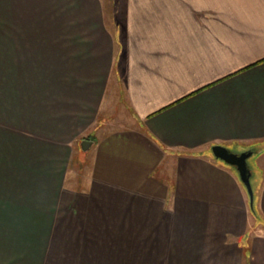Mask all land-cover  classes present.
Here are the masks:
<instances>
[{
	"label": "crops",
	"instance_id": "1",
	"mask_svg": "<svg viewBox=\"0 0 264 264\" xmlns=\"http://www.w3.org/2000/svg\"><path fill=\"white\" fill-rule=\"evenodd\" d=\"M261 143L264 0H0V264H264Z\"/></svg>",
	"mask_w": 264,
	"mask_h": 264
},
{
	"label": "water",
	"instance_id": "2",
	"mask_svg": "<svg viewBox=\"0 0 264 264\" xmlns=\"http://www.w3.org/2000/svg\"><path fill=\"white\" fill-rule=\"evenodd\" d=\"M92 144L93 142L91 140L84 139L81 142V148L82 150L87 151ZM212 152L216 158L237 169L242 182L249 192L251 206L254 207L255 192L251 182L252 170L248 159L254 155L255 151L253 149H246L238 152L226 145L216 144L212 146Z\"/></svg>",
	"mask_w": 264,
	"mask_h": 264
},
{
	"label": "rangeland",
	"instance_id": "3",
	"mask_svg": "<svg viewBox=\"0 0 264 264\" xmlns=\"http://www.w3.org/2000/svg\"><path fill=\"white\" fill-rule=\"evenodd\" d=\"M53 12H55V11H53ZM56 15H57V16L59 15L58 17H60V14H59L58 12H56V13L54 14L55 17H56ZM56 20H57V18H56ZM262 146H264V144H263ZM248 149H250V148H248ZM236 151H240V152H241V151H243V150L240 149V148H238ZM256 151H257V150H256ZM258 151H262V148H259V147H258ZM255 158H256V157H255L254 155L251 156V157L248 159V162H249L250 164H253V165H254V163H255ZM78 162H79V161H78ZM78 162H75V163H74V166H75V170H76V171H79L80 169L83 168V167L81 168L80 163L78 164Z\"/></svg>",
	"mask_w": 264,
	"mask_h": 264
},
{
	"label": "trees",
	"instance_id": "4",
	"mask_svg": "<svg viewBox=\"0 0 264 264\" xmlns=\"http://www.w3.org/2000/svg\"><path fill=\"white\" fill-rule=\"evenodd\" d=\"M263 144L261 143V144H256V145H254L253 147H252V149L254 150V151H256V152H258V147L259 148H262L263 146H262ZM251 182H252V185H253V187H254V192H255V185H254V183H253V181H252V178H251ZM252 211H253V213L255 214V216L256 217H260L259 216V213H258V210H257V208H256V206H254V207H252Z\"/></svg>",
	"mask_w": 264,
	"mask_h": 264
}]
</instances>
